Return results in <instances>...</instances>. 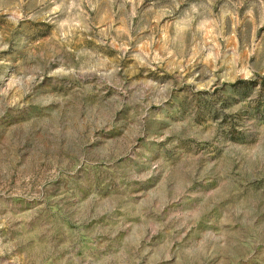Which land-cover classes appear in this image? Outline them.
Wrapping results in <instances>:
<instances>
[{
  "label": "rangeland",
  "instance_id": "obj_1",
  "mask_svg": "<svg viewBox=\"0 0 264 264\" xmlns=\"http://www.w3.org/2000/svg\"><path fill=\"white\" fill-rule=\"evenodd\" d=\"M0 264H264V0H0Z\"/></svg>",
  "mask_w": 264,
  "mask_h": 264
}]
</instances>
